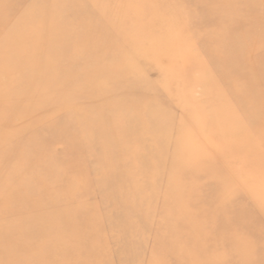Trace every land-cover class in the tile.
<instances>
[{
	"label": "rangeland",
	"instance_id": "374dc122",
	"mask_svg": "<svg viewBox=\"0 0 264 264\" xmlns=\"http://www.w3.org/2000/svg\"><path fill=\"white\" fill-rule=\"evenodd\" d=\"M208 2L0 0V264H264V0Z\"/></svg>",
	"mask_w": 264,
	"mask_h": 264
},
{
	"label": "bare ground",
	"instance_id": "6f19581e",
	"mask_svg": "<svg viewBox=\"0 0 264 264\" xmlns=\"http://www.w3.org/2000/svg\"><path fill=\"white\" fill-rule=\"evenodd\" d=\"M199 1L201 2V1H204V0H199ZM205 1H208V0H205ZM257 2L259 3V0H247V3L249 5H253V4L257 3ZM208 3L210 5H212V6L211 7L210 6H207V7L204 6V10L202 11V12H204L202 14V17H203L204 21L206 19L208 20L209 14L211 12H213L214 9L216 8L213 5H216L217 0H210V2H208ZM234 3L238 4L240 2L237 1V2H234ZM232 4H233V2H232ZM261 9L264 11V7L261 8ZM238 10L240 11V9L233 7V5L228 4V3L225 5V3H224V7L219 10V16H220L219 20L220 21H224V20H226L228 18L237 17V15L240 14V13H237ZM223 24H224V22H223ZM258 26H260L259 27V31H260L259 32L260 33L259 39L264 40V25H258ZM230 28H231V30H234L236 28V25L233 26V27L230 26ZM235 31H236V29H235ZM207 46H204L203 47V50L204 51L201 49L203 51V53L204 52L208 53ZM242 52H243L242 51V43H239V41L236 40V39L232 40L231 42L229 40H227V51H226V54H225V59H226L225 66H226V71L228 73H232V71H235L236 69H239L240 67L243 70L246 69L245 64H243L244 63L243 62V59H240L242 57ZM208 56H209V53H208ZM202 66L204 68V70H203L204 73L201 75V78H199L197 80V82H198V84H201L202 89H205V92H211L212 89H209V88L212 87L213 84L221 85V82H222V77L220 76V74L217 75L218 71H221L222 58L219 55H215V56H211L210 55L209 62L208 61L205 62V67H204V65H201V67ZM208 70H210L211 73ZM6 75H8V73L5 70L3 71V73L0 71V80H1V77H5ZM186 79L189 82H191V84L194 83V81H190L191 79H188V78H186ZM84 82H87V80L84 81ZM52 90L53 89H51V91ZM212 94H215L217 96L220 95L221 94V88L216 89L214 92H212ZM58 103H59V101H58ZM55 105L57 106L59 104H55ZM31 116L32 115H30V117ZM38 118H41L40 121H39V122H41V121H44L46 117H45V115L43 113H40L39 116H38ZM13 229L14 230H9V231L7 229H6V231L3 230V229H0V232H1L0 235H1V237L14 235L15 234L14 232H17V231L20 232V231H22V229H19V228L17 229V227H14Z\"/></svg>",
	"mask_w": 264,
	"mask_h": 264
}]
</instances>
